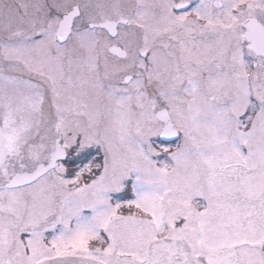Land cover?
I'll list each match as a JSON object with an SVG mask.
<instances>
[{
    "label": "snow or ice",
    "instance_id": "obj_1",
    "mask_svg": "<svg viewBox=\"0 0 264 264\" xmlns=\"http://www.w3.org/2000/svg\"><path fill=\"white\" fill-rule=\"evenodd\" d=\"M0 264H264V0H0Z\"/></svg>",
    "mask_w": 264,
    "mask_h": 264
}]
</instances>
